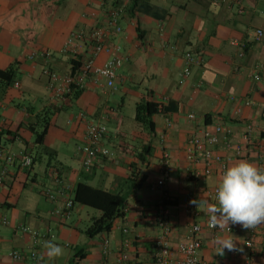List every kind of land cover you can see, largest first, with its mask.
Wrapping results in <instances>:
<instances>
[{"label":"crops","instance_id":"0c3cea01","mask_svg":"<svg viewBox=\"0 0 264 264\" xmlns=\"http://www.w3.org/2000/svg\"><path fill=\"white\" fill-rule=\"evenodd\" d=\"M143 1L152 10L142 7L145 12H133L129 9L134 0H112L123 7V31L111 30L105 41L106 48L120 46L124 57L118 88L111 90L104 79L90 76L78 93L72 90L60 98L43 72V61L29 56L50 50V68L61 77L70 74L71 57L62 53V48L74 30L106 24L109 0L104 4H91L92 0H0V69L16 63L15 79L19 81L18 87L0 88V148L16 156L5 174L6 163L0 159V264H118L122 252L128 257L121 264H156L159 229L155 218L165 192L172 210L173 256H178V244L197 223L202 227L199 238L205 264H264V224L254 229L237 224L232 232L207 227L208 214L191 201L215 203L206 192L218 187L222 174L215 164L211 175L190 179L191 164L185 154L192 135L222 125L232 133L227 138L222 135L215 150L231 157L228 167L247 160L264 168V80L256 81L251 74L256 65L264 64V35L255 41L258 29L264 33V0L239 4ZM235 40L246 45L243 57L239 46L232 43ZM90 51L89 45L83 57ZM186 51L202 56L203 64L194 67L180 84ZM111 56L112 51L105 50L95 62L103 65ZM142 99L150 102L156 122L154 148L144 162L139 154L147 136L134 120L135 104ZM247 100L250 105H245ZM49 105L60 110L52 115L46 139L38 146L29 125L41 112H48ZM191 112L196 115L194 120L188 118ZM87 120L107 125L113 151V156L98 159L90 171L82 167L79 150ZM246 135L249 139H244ZM164 150L170 153L169 176L165 189H153L162 177ZM22 154L33 158L28 169L21 165ZM132 174L139 179L146 176L135 190ZM56 176L70 189L65 191ZM80 182L127 196L123 215L109 231L87 232L101 211L74 201ZM68 199L73 200L69 216L53 214ZM3 219L10 224H3ZM20 225L37 230L42 239L21 231ZM252 233L254 244L249 248L245 242ZM217 235H233L237 250L225 249L223 256L216 255L212 241ZM105 239L110 240L108 254L103 252ZM49 240L64 249L63 256L49 260L43 247ZM14 251L27 255L35 251L38 257L16 260L10 256Z\"/></svg>","mask_w":264,"mask_h":264},{"label":"built area","instance_id":"2783aa9c","mask_svg":"<svg viewBox=\"0 0 264 264\" xmlns=\"http://www.w3.org/2000/svg\"><path fill=\"white\" fill-rule=\"evenodd\" d=\"M106 0H92L91 4H104ZM218 4H239L242 0H213ZM112 0H109L111 7L107 9V20L105 25H96L91 27L89 30L80 28L74 30L69 38L67 39L61 52L67 54L71 59L77 60L81 63L76 76L71 73L61 77L56 71L52 70L49 66V62L53 56L50 50L44 49L34 51L30 54L31 59H40L44 64V73L49 77L50 87L56 90L57 97H64L65 94L72 90L80 91L85 87L88 77L92 76L95 80L104 79L107 87L111 90L118 88L117 82L119 79V68L122 66L124 57L121 53V47L115 46L112 49L106 48L105 41L111 30L118 33L123 31V25L121 23L123 7L121 4H115ZM244 8H240V12H243ZM264 33L261 29H258L255 33V41L262 39ZM239 46L240 56H244L246 49L245 43H237L236 40L232 42ZM91 46V51L86 57H83L86 53L88 46ZM112 51V56L108 59L105 64L97 65L95 62L96 57L103 51ZM185 66L179 79L180 84H184L185 81L190 77L194 67L202 66V56L195 54L191 51H186L184 54ZM252 77L256 81L264 80V64L260 63L253 68ZM14 86H19V81H15ZM73 86V87H72ZM62 97V98H63ZM232 100L236 98L231 97ZM245 105H250V101H245ZM239 111V109H238ZM81 117L85 118L83 113ZM190 120L196 118L195 113L191 112L188 115ZM172 123L167 120V126L170 127ZM232 130L229 127L217 125L213 130H204L200 135H192L186 144L185 154L187 161L191 164L190 174L188 177L194 180H198L202 177L209 176L213 172L215 164L219 165L221 174L228 168V164L231 161L230 156H224L217 152L215 148L221 141V136L225 138L230 136ZM244 139H249V135H246ZM82 152V167L86 171H90L94 166L95 162L100 158H108L113 156V151L109 147V133L108 127L104 123H100L94 120H87L85 128V141L82 146L79 147ZM241 146H238V152L240 153ZM4 158L6 165L3 168L5 174L8 170L7 166L14 162L16 156L10 152L0 148V159ZM170 153L166 150L162 153V177L152 185L153 189H165L166 179L169 176L168 165H169ZM21 165L23 168L28 169L33 164V158L30 154H22L20 157ZM57 183L63 184L65 191L70 189L68 184L64 183V180L60 176H56ZM216 189L214 187L206 192V195L215 200ZM50 198H53V194L49 191ZM164 196L160 200L156 210V225L159 229V234L155 240V256L156 264H205L201 258L202 242L199 238V233L202 227L194 223L190 229V233L186 240L181 241L178 244V256H173L170 236L172 233V210L168 204L170 199L169 195L165 192ZM73 208V200L68 199L64 202L62 207H59L54 211L53 214L66 218L71 213ZM191 214L196 215L194 209H190ZM209 219V218H208ZM2 223L7 225L10 224L6 219L2 220ZM206 225L209 229L214 230L209 226L208 220ZM20 230L31 235L35 239H42L37 230L32 229L26 225H20ZM229 228H225L226 232H232L237 228V224H229ZM45 236H43L44 238ZM246 246L251 248L254 244V233L245 242ZM110 240L105 239L103 242V252L108 254L110 251ZM13 259L19 260L29 256L31 259H37V253L32 251L30 254L23 252L14 251L10 253ZM127 254L122 252L118 258L117 263L121 264L127 259Z\"/></svg>","mask_w":264,"mask_h":264},{"label":"clouds","instance_id":"9594fccd","mask_svg":"<svg viewBox=\"0 0 264 264\" xmlns=\"http://www.w3.org/2000/svg\"><path fill=\"white\" fill-rule=\"evenodd\" d=\"M215 203L199 199L191 201L198 209L208 214L211 228H229V224H239L244 229H254L264 224V168L247 160H239L228 167L216 189ZM212 243L216 255L223 256L225 249L235 251L233 235L227 238L217 235ZM49 260L63 256L64 249L53 241H45Z\"/></svg>","mask_w":264,"mask_h":264},{"label":"trees","instance_id":"16d2710c","mask_svg":"<svg viewBox=\"0 0 264 264\" xmlns=\"http://www.w3.org/2000/svg\"><path fill=\"white\" fill-rule=\"evenodd\" d=\"M142 7L146 10L151 9V7L148 4H145L143 0H134V4L130 7L129 11H144ZM70 63L72 65L70 73L73 76H76L81 63L74 59H71ZM15 66L16 63L6 69H0V88L14 86L17 75V68ZM78 92L79 91H77V93ZM48 108V112H41L37 116L36 122L29 125V129L36 137L35 143L38 146L42 145L46 139L52 115L60 110V107L56 105H49ZM134 120L141 128V132H144L147 136V142L144 145V149L139 154L140 160L144 162L152 153L154 148L152 136L156 133V122L153 119V113L150 109V102L148 100L142 99L135 104ZM130 180L133 182L132 187L135 190L141 187L142 183L146 180V176L139 179L136 175L132 174ZM74 201L101 211V215L93 219L92 224L87 230L90 235H94L104 230L109 231L112 228L114 221L123 215L127 196L125 194L103 190L101 188L93 187L90 184L80 182L76 189Z\"/></svg>","mask_w":264,"mask_h":264},{"label":"rangeland","instance_id":"374dc122","mask_svg":"<svg viewBox=\"0 0 264 264\" xmlns=\"http://www.w3.org/2000/svg\"><path fill=\"white\" fill-rule=\"evenodd\" d=\"M120 101V100H119Z\"/></svg>","mask_w":264,"mask_h":264}]
</instances>
